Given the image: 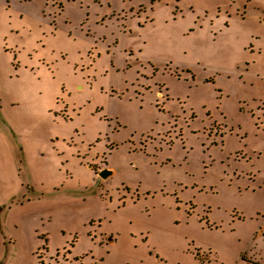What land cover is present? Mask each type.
<instances>
[{
  "label": "rangeland",
  "instance_id": "obj_1",
  "mask_svg": "<svg viewBox=\"0 0 264 264\" xmlns=\"http://www.w3.org/2000/svg\"><path fill=\"white\" fill-rule=\"evenodd\" d=\"M0 264H264V0H0Z\"/></svg>",
  "mask_w": 264,
  "mask_h": 264
},
{
  "label": "water",
  "instance_id": "obj_2",
  "mask_svg": "<svg viewBox=\"0 0 264 264\" xmlns=\"http://www.w3.org/2000/svg\"><path fill=\"white\" fill-rule=\"evenodd\" d=\"M116 173V170L115 169H110V168H103L99 171V176L101 179H108L112 176H114Z\"/></svg>",
  "mask_w": 264,
  "mask_h": 264
}]
</instances>
